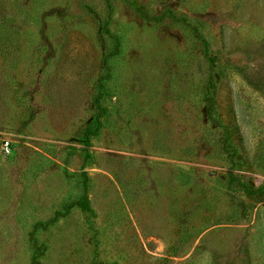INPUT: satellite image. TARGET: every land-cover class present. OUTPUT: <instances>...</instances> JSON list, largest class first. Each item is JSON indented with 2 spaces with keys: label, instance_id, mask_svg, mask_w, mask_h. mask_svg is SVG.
I'll use <instances>...</instances> for the list:
<instances>
[{
  "label": "rangeland",
  "instance_id": "obj_1",
  "mask_svg": "<svg viewBox=\"0 0 264 264\" xmlns=\"http://www.w3.org/2000/svg\"><path fill=\"white\" fill-rule=\"evenodd\" d=\"M33 228L38 264H264V0H0V264Z\"/></svg>",
  "mask_w": 264,
  "mask_h": 264
},
{
  "label": "trees",
  "instance_id": "obj_2",
  "mask_svg": "<svg viewBox=\"0 0 264 264\" xmlns=\"http://www.w3.org/2000/svg\"><path fill=\"white\" fill-rule=\"evenodd\" d=\"M207 59H209V57H206ZM209 62L210 64L212 63L211 60L209 59ZM210 70H211V67H210ZM203 116L207 119V122L210 126L211 129L213 130H219L220 132V138L218 139L219 142H218V146L220 148V151L222 153H225V155L227 156V159H229L230 157L232 158L235 154H234V150L231 149L229 147V144H228V139L230 137L229 133H228V130L225 126H222L212 115H211V107H210V104L209 103H206L205 106H204V113H203ZM84 139L87 138L86 135L83 136ZM227 177L229 180H231L229 182V185L231 183L236 181L234 179V177L232 176V174H230V171L229 173H227ZM237 185L241 186V189L244 191L243 193L249 198H252V197H257V196H252L254 194H256L257 192L255 190H250L248 189L246 186H242L241 184H238ZM261 193V192H260ZM256 199H259V198H256ZM79 204V203H78ZM81 205V204H79ZM33 233H34V228L31 232H29L28 234V240H29V246H30V249L32 251L31 253V257H30V264H38V261H37V258L38 256L41 254L42 252V246L38 243H36L35 239L33 238Z\"/></svg>",
  "mask_w": 264,
  "mask_h": 264
},
{
  "label": "built area",
  "instance_id": "obj_3",
  "mask_svg": "<svg viewBox=\"0 0 264 264\" xmlns=\"http://www.w3.org/2000/svg\"><path fill=\"white\" fill-rule=\"evenodd\" d=\"M6 149V148H5Z\"/></svg>",
  "mask_w": 264,
  "mask_h": 264
}]
</instances>
